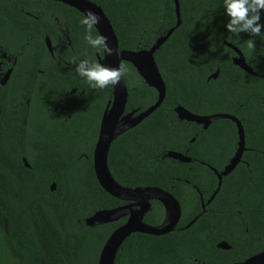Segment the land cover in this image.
I'll return each instance as SVG.
<instances>
[{
	"label": "trees",
	"instance_id": "obj_1",
	"mask_svg": "<svg viewBox=\"0 0 264 264\" xmlns=\"http://www.w3.org/2000/svg\"><path fill=\"white\" fill-rule=\"evenodd\" d=\"M35 1L50 2L47 9L70 26L73 47L90 48V59L95 61L93 54L101 51L85 41L82 14L57 0H0V50L18 57L21 67L27 63L25 58L36 54L33 49L48 54L44 45L46 35L56 44L51 20L44 23L26 16V11L36 8ZM89 1L100 6L109 18L120 51L149 50L177 25L174 0ZM179 3L182 24L155 54L166 84V99L129 135L131 143L141 140L135 151L128 141L124 148L123 144L112 147L110 170L121 185L171 191V187L179 185L176 179L201 176L204 170L198 164L184 176L182 171L189 166L164 158L168 151H183L201 129L179 120L174 109L183 106L195 114H230L243 125L248 149L243 158L251 166L244 167L238 180H231L233 188H226L228 179L224 180L213 208L222 197L224 201L232 198L234 209L243 200L252 201L247 203L250 209L244 217L237 211L225 214L215 210L186 228L199 213H192V205L184 209L182 223L169 234H132L120 248L115 264H227L231 262L229 254L239 258L245 252L236 259L241 261L264 250V200L250 192L264 191V37L241 33L228 40L232 34L226 27L230 18L223 7L224 0ZM260 16L259 23L264 24V10ZM92 35H99L95 27ZM249 39L255 42L254 51L247 48ZM225 43L242 51L255 75L234 64L238 55ZM29 63L37 64L36 60ZM123 63L127 69L123 79L129 90L127 110L140 107L139 111H143L155 104L158 92L144 82L131 63ZM217 71V79L209 80ZM36 87L26 86L32 93L29 97L37 98L39 115L28 125L23 123L26 111L14 112L17 95L0 94V264H98L101 250L118 224L88 227L86 219L116 207L120 201L109 195L96 178L93 153L99 127L96 123L91 125V119L102 103L112 98V86L96 91L91 88L90 94L87 92L77 104L69 122L48 119L44 110L55 104L56 96L52 92L35 94ZM28 127L36 131L29 132ZM83 134L85 138H81ZM213 137L219 139L225 155L231 154L238 141L235 122L217 120L210 130L199 133L195 145L212 144ZM134 154L140 155V159L135 160ZM211 157L210 152L198 159L210 162ZM23 158L28 160L29 167ZM216 168L221 169L218 165ZM208 174L212 176L208 189L214 188L216 179ZM53 183L57 184L55 191H51ZM197 185L203 188L204 183ZM203 191L205 196L209 195L207 189ZM153 215L149 214L145 221L157 225ZM249 224L259 229L256 232L262 235V242H252L247 236ZM222 240L233 250L218 249L216 245ZM251 244L257 247L250 248Z\"/></svg>",
	"mask_w": 264,
	"mask_h": 264
},
{
	"label": "flooded vegetation",
	"instance_id": "obj_2",
	"mask_svg": "<svg viewBox=\"0 0 264 264\" xmlns=\"http://www.w3.org/2000/svg\"><path fill=\"white\" fill-rule=\"evenodd\" d=\"M49 4L50 2L48 1H41V2L35 1L36 8L25 12L26 16L39 19L40 21L42 20L44 23H47L48 20H51L53 22L52 24L55 25L56 33L54 35V38L56 40V44L53 42V40L51 39L49 35H46L44 38V45H45V48L48 54L44 55V54L39 53L37 50L33 49V51L36 52V54L31 53L30 59L29 57L25 58V62L27 63L19 67L18 57H16L15 55H8L6 52H3L2 50H0V94L3 92H8L7 95H9V97H13V94L17 95V99L14 101L15 102L14 112L21 113L22 111H26L27 115L24 116V122H23L25 125L30 124V122H33L34 120H37L39 116L38 108H36L37 98L29 97V95H32V93L31 92L29 93L26 90L27 85H30V84L34 86L37 85L36 89L34 90L35 94L40 93L42 95H47L46 94L47 92H52L54 96H56L55 104L49 105L50 108L47 111L44 110V112L47 113L48 119L51 121H55L56 119H61L63 122H69V120L74 117L73 113H74V109L77 107V104L87 94V92L88 94H90V91H91V87L85 82V80L77 75V73L75 72L76 65L72 63L73 59H75L76 64H78L80 60H85V59L93 61L92 59H90L91 49L84 46V47L78 48L77 50L75 49V47H73L74 38L70 31L71 30L70 26H68L65 21H62L63 18L56 16L55 12H51L49 9H47ZM121 51H124V50H121ZM27 55L29 56L28 53ZM93 56L95 57L94 62L100 63V61L103 59L104 54L101 56L100 53L96 52L95 54H93ZM35 60L37 64L29 63ZM15 68L16 69L18 68L17 71L15 70ZM32 77H35L34 81L32 80ZM94 90L96 91L99 89H94ZM112 103H113V87H112V98L106 99L105 103H102L103 106L98 111L95 112L94 118L91 119L92 120L91 125L96 123L99 127V129L97 130V138L95 141L94 150L98 142L104 115L107 109L111 107ZM31 104L33 106H31ZM127 106H128V103H127ZM127 106H126L125 113L123 114V117L131 113H135L133 117H136L137 115H139L140 113L146 111L147 109L151 107L149 106L145 110L139 111L140 107L127 110ZM0 112H1V108H0ZM219 114H222V113H219ZM197 115L210 116L213 114H210V115L197 114ZM190 123L195 124L196 126L200 127L201 128L199 130V133H200L202 131L210 130V128L215 122L209 125L208 128H204V126L199 125L195 122H190ZM135 128H132L129 131L125 132L124 134L118 136L113 141L110 151L115 144H117L119 147L120 145L123 144V148H124L125 147L124 144L126 141L129 142V146L131 147L130 149H134L135 151L137 146L140 145V141H141L139 138L137 141H135L136 144L131 143L129 135L133 132V129ZM28 131L35 132L36 129H32L28 127ZM199 133H197V137L199 136ZM197 137L196 136L193 137L190 140V144L183 147L182 149L183 151L176 152V153L183 155L187 159V161H184V162H181L178 160H175V161H177L181 165H187L190 167L189 169L182 171L184 176H186L188 171H191V170L194 171L195 166L198 164H200L204 169L203 175L187 176L185 178H178L176 180L179 183V185L176 187H171V191L161 189L171 194L177 200V202L180 204V207H181V218L179 222L176 224V226L174 227L173 231H175L178 228V226H180V224L182 223L184 219V209L191 208L192 205H194V210L192 213H196V211L198 210H199V213L195 217H193L190 223L193 222L195 219L198 220L199 218L203 217L205 214L214 213L215 210H217L218 213H225V214H230L233 211H237L243 217L246 214L248 215L249 213L250 208L248 206L249 204L248 202H251L252 199L249 201L243 200L244 201L243 204L238 206L237 209H234L232 198L224 201V198L222 197V198H219V202L213 208V204L215 205L217 201V197L223 189L224 180L228 179V182L225 185L226 188L227 187L233 188V186L231 185V180H238L240 178L239 175L244 171V167L249 169V167L251 166L250 162L244 160L243 158L245 153L248 150L247 147L238 165L232 170V172L224 175L223 173L225 172L226 168L231 164L233 158L235 157L238 151L239 138H238L236 147L235 148L232 147V153L229 155H225L223 153L224 151H222L219 139L217 137H213L212 144L206 143L202 145H195L197 142ZM77 138H75L74 140L78 141L79 138L78 139ZM81 138H85L84 134L82 135ZM87 138H88V135H87ZM169 152H174V151H168L167 154ZM210 152L212 153V157H213V158L211 157V159L209 158L210 162L206 160L198 159L199 156H206ZM134 155H135V160H137V158L140 159V155H137V154H134ZM166 155L164 156V158H167ZM23 162L25 163L26 167L30 166L26 158H23ZM108 162H109V158H108ZM216 165L220 166L221 169L217 170ZM208 173H212L214 175V178L216 179V186L214 188L208 189V186H210L209 180L212 178V176L209 175ZM234 173H237V175L234 176L233 175ZM197 183L199 184L204 183V185H202L203 188L199 187ZM220 183H221V186H220ZM53 184L56 186L55 188L56 190L57 184L56 183H53ZM53 184L51 185V191H52ZM124 187H127V186H124ZM128 188H137V187L128 186ZM205 189H207V192L209 193L208 196L204 195L203 190ZM250 192L253 194L255 193L257 196V199L259 200L261 199L262 201L264 200L263 190H258V191L254 190ZM214 195L215 197L212 199ZM190 198H194V199H190ZM119 201L120 203L116 207L110 208L108 210L122 208V207L135 204V202H132V201H123V200H119ZM188 201H190L191 203ZM151 203H152V208L149 214L154 213L153 217L156 219V223H158L157 225H151V226L162 228V227H165L171 224L174 217L172 216V213L163 205V203L157 200H154ZM262 204H264V201L262 202ZM149 214H147V216ZM145 218H144V222L146 223ZM128 219H129L128 217H123L120 220L110 223V224L112 225L118 224L117 228H119L123 226L124 224H126L128 222ZM110 224H107V225H110ZM246 228H247L246 231L248 233L247 236L251 238L252 242H256L257 244L260 241L262 242L263 240L262 235L261 236L259 235V231L256 232V230H259V229H255L254 225H251V224L247 225ZM253 228H254V231H253ZM221 242L228 243L226 240H222L216 245L217 248ZM257 244L256 245L251 244L249 246L250 248L254 246L257 247ZM228 245L231 247L228 250L220 249V248L218 249L224 250V251H232L233 246H231L229 243ZM262 252H264V250L255 252L254 254L249 255L248 257H244V259L241 261L236 260L238 257L232 254H229L231 262L227 264L242 263L245 260L255 255H258ZM244 253L245 252H242L239 255L244 256ZM242 257H239V258H242Z\"/></svg>",
	"mask_w": 264,
	"mask_h": 264
},
{
	"label": "water",
	"instance_id": "obj_3",
	"mask_svg": "<svg viewBox=\"0 0 264 264\" xmlns=\"http://www.w3.org/2000/svg\"><path fill=\"white\" fill-rule=\"evenodd\" d=\"M65 5H68L82 15L88 10L93 11L100 17V23L95 27L99 35H103L108 38V46L119 50V56L113 54L107 56L104 54L103 59L100 63L105 67L119 68L121 62L131 63L140 77L144 82L151 88H154L158 92L157 102L146 111L140 113L136 117H133L135 113H131L123 117L126 106L128 103L129 91L123 77L118 85L113 87V103L109 109H107L96 144L93 162L94 171L96 178L101 187L112 197L123 200L132 201L135 204L130 206L112 209V210H101L96 212L94 215L86 219L88 227H98L107 225L120 220L123 217H128V222L123 226L117 228L109 236L106 243L104 244L98 264H115L116 258L120 248L123 246L125 241L135 233H143L152 236H162L171 233L174 227L181 218V207L177 200L168 192L161 190L157 187H137L128 188L118 183L112 175L109 167L108 158L111 145L113 141L120 135L135 128L141 124L145 119L151 116L157 109L161 107L166 99V84L163 76L160 72L158 64L155 59L156 52L160 47L170 38L173 32L182 24L180 3L179 0L175 1L176 14H177V25L171 29L165 37L157 40L156 44L149 50L142 51H120L119 40L115 33V30L106 16L103 9L89 0H58ZM229 48L233 49L237 53V57L233 59L235 65L240 67L245 72L255 75L253 70L248 66L242 51L235 47L233 44L225 43ZM219 71L209 77L211 79H217ZM179 120L187 122H195L199 125L208 128L213 122L220 119H230L235 122L238 131V151L233 158L231 164L226 168L223 173L228 174L238 165L241 161L244 151L246 150V136L245 130L242 123L233 115L230 114H213L210 116H200L190 112L183 106H178L175 109ZM167 158L178 160L181 162L187 161V159L176 152H169ZM221 186V183H220ZM56 186L53 184L52 191ZM219 190V189H218ZM215 195L212 197V199ZM161 201L163 205L172 213L173 221L171 224L158 228L155 226L148 225L144 222V218L151 212L152 201ZM195 219L186 228H190L192 224L196 222ZM218 248L228 250L231 247L226 242H221ZM239 264H264V252L255 255L242 263Z\"/></svg>",
	"mask_w": 264,
	"mask_h": 264
},
{
	"label": "clouds",
	"instance_id": "obj_4",
	"mask_svg": "<svg viewBox=\"0 0 264 264\" xmlns=\"http://www.w3.org/2000/svg\"><path fill=\"white\" fill-rule=\"evenodd\" d=\"M223 7L226 9V15L230 18V22L226 25L227 30L232 36H239L241 33H248L252 37H264L262 28L264 24H260V13L264 10V0H224ZM80 23L86 28L85 41L87 44L101 51V54L111 56L113 54L119 56V50H115L108 46V38L103 35L93 36V27L100 23V17L91 10L82 15ZM249 50H255V42L253 39L246 41ZM72 63L76 65L75 72L85 80V82L93 89L103 90L110 86H116L120 83L121 78L126 74L127 69L123 62L119 68L105 67L101 63L91 60H80L76 64L75 59Z\"/></svg>",
	"mask_w": 264,
	"mask_h": 264
}]
</instances>
